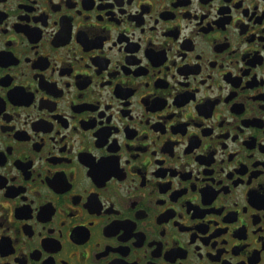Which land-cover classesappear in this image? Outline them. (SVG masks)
<instances>
[{"label": "flooded vegetation", "instance_id": "af4514ba", "mask_svg": "<svg viewBox=\"0 0 264 264\" xmlns=\"http://www.w3.org/2000/svg\"><path fill=\"white\" fill-rule=\"evenodd\" d=\"M0 264H264V0H0Z\"/></svg>", "mask_w": 264, "mask_h": 264}]
</instances>
